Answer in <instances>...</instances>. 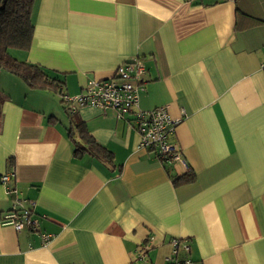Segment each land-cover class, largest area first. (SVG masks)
<instances>
[{
	"label": "crops",
	"instance_id": "0c3cea01",
	"mask_svg": "<svg viewBox=\"0 0 264 264\" xmlns=\"http://www.w3.org/2000/svg\"><path fill=\"white\" fill-rule=\"evenodd\" d=\"M32 23L30 50L10 55L61 88L0 71V264H167L174 239L191 248L179 264H264V0H35ZM135 59L140 108L180 119L188 168L115 112L62 101ZM5 174L37 232L2 225Z\"/></svg>",
	"mask_w": 264,
	"mask_h": 264
},
{
	"label": "built area",
	"instance_id": "2783aa9c",
	"mask_svg": "<svg viewBox=\"0 0 264 264\" xmlns=\"http://www.w3.org/2000/svg\"><path fill=\"white\" fill-rule=\"evenodd\" d=\"M144 73L145 65L142 59L123 63L117 67L112 78L101 81L90 80L79 95L63 94L62 101L72 112L83 107L97 108L104 113L115 112L119 119L135 124V129L140 135V148L154 153L163 162H179L188 168L179 145L172 142L180 119H172L166 108L153 110L140 108L139 92ZM11 182V174L1 177V183L7 193L17 194L12 208L1 220L2 225L12 226L17 232L23 230L37 232L39 223L34 217L35 205H28L25 199L20 198L18 191L16 192L11 186ZM44 239L47 240L48 237L44 236ZM171 246L172 252L167 258V264H179L181 251H184L186 255L190 254V246L182 239H174ZM139 257L145 259L143 253ZM184 264H192V261L188 258Z\"/></svg>",
	"mask_w": 264,
	"mask_h": 264
},
{
	"label": "trees",
	"instance_id": "16d2710c",
	"mask_svg": "<svg viewBox=\"0 0 264 264\" xmlns=\"http://www.w3.org/2000/svg\"><path fill=\"white\" fill-rule=\"evenodd\" d=\"M34 2L35 0H0V71L19 76L30 89L58 93L61 88L58 80L48 76L41 67L19 62L10 55V50L28 52L31 48ZM1 113L0 102V117ZM84 127V125L79 127V137L86 139L87 131ZM93 147L98 146L93 144ZM83 150L85 147L79 145L76 147L77 153H82ZM99 151H103V159L105 157L112 161L111 153L103 148ZM190 172L184 177L174 178V184L192 181L194 178Z\"/></svg>",
	"mask_w": 264,
	"mask_h": 264
}]
</instances>
